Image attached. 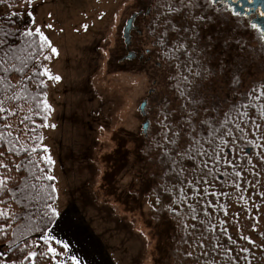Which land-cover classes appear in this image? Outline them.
<instances>
[{"label":"snow or ice","instance_id":"snow-or-ice-1","mask_svg":"<svg viewBox=\"0 0 264 264\" xmlns=\"http://www.w3.org/2000/svg\"><path fill=\"white\" fill-rule=\"evenodd\" d=\"M125 7L131 15L120 27L131 22L138 31L145 19L148 55L160 70L147 97L151 111L146 102L140 109L141 139L128 145L129 155L151 165L141 176L148 188L125 191L144 200L159 227L171 223L170 242L186 264H264V86L240 87L248 69L264 62V0H130ZM132 44L125 33L120 48ZM58 55L27 7L0 17V158L13 157L11 166L0 163V258L7 264H106L90 222L61 205L56 161L38 132L56 128L46 93L36 109L42 123L29 126L27 115L10 120L21 99L13 79L25 94L29 82L41 89L44 77L60 82L42 63ZM208 81L219 85L210 98Z\"/></svg>","mask_w":264,"mask_h":264},{"label":"rangeland","instance_id":"rangeland-1","mask_svg":"<svg viewBox=\"0 0 264 264\" xmlns=\"http://www.w3.org/2000/svg\"><path fill=\"white\" fill-rule=\"evenodd\" d=\"M33 3L35 8L25 0L0 2V17L23 14L27 7L59 53L44 61L51 74L62 79L48 81L47 100L54 109L48 123L56 128L43 129L42 134L43 145L56 161L52 174L62 189L61 205L75 204L100 223L102 237L129 253L140 252V264H186L170 242L171 223L159 227L144 200L125 191L129 184V191L147 189L141 176L151 168L141 155L128 154V145L141 139L138 132L146 118L140 107L146 102L151 111L147 97L160 71L156 57L148 55L152 38L145 31V19L139 21L140 33L133 34L129 48L137 58L123 59L120 54L127 50L120 48V25L131 15L125 7L130 0ZM241 80V91L264 86V62L257 61ZM156 87L159 92L161 86ZM218 88L211 81L204 84L209 98Z\"/></svg>","mask_w":264,"mask_h":264},{"label":"trees","instance_id":"trees-1","mask_svg":"<svg viewBox=\"0 0 264 264\" xmlns=\"http://www.w3.org/2000/svg\"><path fill=\"white\" fill-rule=\"evenodd\" d=\"M16 0H0L1 3L6 4V3H12ZM9 16L12 15H5L2 16L4 18H8ZM15 18V17H13ZM24 21H28L29 18H23ZM20 21L17 20V23H19ZM7 26V25H4ZM47 53V51H46ZM43 66H44V61L42 62ZM46 81V87L41 89L39 87L36 86V84L29 82L28 84V92L25 94L21 91L20 89V82H19V78L16 77L13 79V83L17 84V91L20 93L21 95V99L17 102H14L15 108H18V115L17 116H13L10 117V120L12 123L17 122L21 119H23L24 116H29L31 119L29 121H27V123L29 124V126H34L35 124H40L43 121L40 119V116L43 114L42 110L41 111H37V107L39 105V107L42 109V101L45 97V93L46 96L48 94L49 91V87H48V81L46 77L42 78ZM20 127H24V125H20ZM38 132L42 133L43 129H38ZM27 140V138H26ZM21 142H25L23 140V136L21 137ZM28 145L31 147L32 145V141L28 140ZM39 155H43V152L38 150ZM13 159V157L11 156H6V157H2L0 158V163H4V164H9V166H11V160ZM35 159H37V161H39V156H36ZM18 162V160H17ZM40 166L44 167V164L42 161H40ZM0 171H3L2 169H0ZM46 183H52V182H46ZM6 251V249H5ZM0 262H2V264H7V261L3 260V258H0Z\"/></svg>","mask_w":264,"mask_h":264},{"label":"crops","instance_id":"crops-1","mask_svg":"<svg viewBox=\"0 0 264 264\" xmlns=\"http://www.w3.org/2000/svg\"><path fill=\"white\" fill-rule=\"evenodd\" d=\"M75 208H77L83 215L85 221L90 222V228L94 231V233L100 237L101 243L105 248V261L106 264H140L139 257L140 252L136 253L132 251L131 253L122 250V247L120 248L117 246V244H114L115 242L112 241L111 238L102 237V234H104V231L101 230L100 223H95L92 221L89 216H86L75 204L73 205ZM102 231V233H100Z\"/></svg>","mask_w":264,"mask_h":264},{"label":"flooded vegetation","instance_id":"flooded-vegetation-1","mask_svg":"<svg viewBox=\"0 0 264 264\" xmlns=\"http://www.w3.org/2000/svg\"><path fill=\"white\" fill-rule=\"evenodd\" d=\"M142 20V19H141ZM127 21V20H126ZM129 23V22H128ZM139 23V22H138ZM138 28H139V25H138ZM125 29H126V27H124L123 28V38H124V35H125ZM135 32H139L140 33V29L138 30V31H134V29H133V26H132V29H131V32L130 33H132V34H134ZM127 50V52H130V53H132V55L129 57V58H127V59H136L137 58V55L135 54V53H133V52H131L130 50H129V48L128 49H126Z\"/></svg>","mask_w":264,"mask_h":264},{"label":"water","instance_id":"water-1","mask_svg":"<svg viewBox=\"0 0 264 264\" xmlns=\"http://www.w3.org/2000/svg\"><path fill=\"white\" fill-rule=\"evenodd\" d=\"M131 29H132V24H131V22H129L128 23V26L126 27V29H125V33H130L131 32ZM145 103V102H144ZM142 106V105H141ZM140 109H141V107H140Z\"/></svg>","mask_w":264,"mask_h":264}]
</instances>
